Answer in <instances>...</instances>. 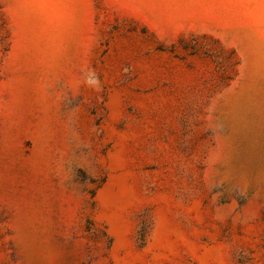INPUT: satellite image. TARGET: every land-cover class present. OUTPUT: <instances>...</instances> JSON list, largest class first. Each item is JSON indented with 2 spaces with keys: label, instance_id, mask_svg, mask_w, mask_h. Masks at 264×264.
<instances>
[{
  "label": "rangeland",
  "instance_id": "obj_1",
  "mask_svg": "<svg viewBox=\"0 0 264 264\" xmlns=\"http://www.w3.org/2000/svg\"><path fill=\"white\" fill-rule=\"evenodd\" d=\"M0 264H264V0H0Z\"/></svg>",
  "mask_w": 264,
  "mask_h": 264
}]
</instances>
